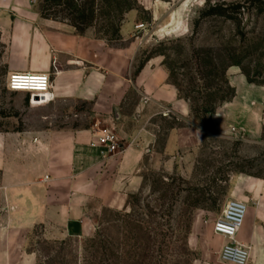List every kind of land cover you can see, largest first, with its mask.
Wrapping results in <instances>:
<instances>
[{
  "label": "rangeland",
  "instance_id": "obj_1",
  "mask_svg": "<svg viewBox=\"0 0 264 264\" xmlns=\"http://www.w3.org/2000/svg\"><path fill=\"white\" fill-rule=\"evenodd\" d=\"M223 1L249 8L236 20L214 16L196 25L207 4ZM254 1L153 0L148 10L140 0H95V26L87 32L111 48L136 50V66L146 56H160L181 99L200 108L191 113L197 140L186 151L167 155L166 133L177 121L155 117L158 136L139 172L140 184L120 209L98 203L76 233L44 224L13 230L0 197V264H225L220 257L225 239L214 233V220L227 200L244 196L240 176H264V127L257 138H248L214 120L233 94L231 77L264 89V12L250 6ZM34 2L39 11L40 0ZM133 13V36L123 41L121 28ZM112 24L121 39L103 35ZM10 73L7 41L0 35V132L91 127L87 103L79 106L85 113L75 116L47 105L49 97L40 101L38 94L10 91ZM203 107L213 112L205 114ZM60 110L65 117L53 120L51 114ZM250 227L246 217L237 239H247ZM254 253L251 264H264V248L263 261Z\"/></svg>",
  "mask_w": 264,
  "mask_h": 264
},
{
  "label": "crops",
  "instance_id": "obj_2",
  "mask_svg": "<svg viewBox=\"0 0 264 264\" xmlns=\"http://www.w3.org/2000/svg\"><path fill=\"white\" fill-rule=\"evenodd\" d=\"M140 2L148 10L154 7L153 0ZM133 19L134 13L121 28L123 41L133 36ZM0 35L7 41L11 72L51 75L47 105L81 116L85 112L79 106L87 103L93 120L85 128L0 132V197L5 200L3 217L13 230L44 224L76 233L98 203L122 208L127 193L140 184L139 172L156 142L153 120L165 111L177 121L167 130L165 153L173 156L196 142L199 130L190 105L169 83L160 56L151 57L134 75L136 50L111 48L92 33L81 35L69 23L44 18L33 0H0ZM230 83L235 96L214 120L257 138L264 127V89L241 77H231ZM64 117L62 110L51 114L53 120ZM102 122L121 138L120 151L109 152L99 142L94 126ZM238 183L246 191L241 200L251 225L248 238L239 240L252 244L251 252L255 249L261 262L264 177L242 175Z\"/></svg>",
  "mask_w": 264,
  "mask_h": 264
},
{
  "label": "built area",
  "instance_id": "obj_3",
  "mask_svg": "<svg viewBox=\"0 0 264 264\" xmlns=\"http://www.w3.org/2000/svg\"><path fill=\"white\" fill-rule=\"evenodd\" d=\"M35 1V0H33ZM143 24H137V30L143 29ZM53 80L47 73L11 72L7 81L10 91L28 92L33 96L39 94V100H48L45 94L50 93ZM44 94V98H42ZM165 115L169 111L164 112ZM100 132L99 142L105 145L109 152L120 150V139L113 128H101L98 123L94 126ZM248 213L247 204L240 199L231 198L226 201L222 212L213 223L214 233L225 239L221 249V260L225 264H251V245L237 239V234Z\"/></svg>",
  "mask_w": 264,
  "mask_h": 264
},
{
  "label": "trees",
  "instance_id": "obj_4",
  "mask_svg": "<svg viewBox=\"0 0 264 264\" xmlns=\"http://www.w3.org/2000/svg\"><path fill=\"white\" fill-rule=\"evenodd\" d=\"M247 5L242 2H220V3H209L200 12V16L196 21V25L202 19L208 17H224L231 20H236L237 17L244 13ZM256 8L259 12H264V0H256L250 5ZM39 13L44 18H50L61 22L69 23L74 26L77 32L81 35L87 33V31L95 26V0H40ZM106 29L103 35L107 37L109 41L121 39L119 35V27ZM99 38V36H96ZM103 38V37H100ZM152 57L146 56L144 59L139 61L137 64L134 75H137L144 66L145 62ZM164 66V64H163ZM166 69V68H165ZM177 88V87H176ZM178 93L179 89L177 88ZM180 96V95H179ZM235 96V88L233 87V94L224 103L229 102ZM191 113L199 112L200 108L197 106L192 107ZM203 113L213 112L207 107L202 108ZM259 177V176H256ZM264 177V176H262Z\"/></svg>",
  "mask_w": 264,
  "mask_h": 264
},
{
  "label": "bare ground",
  "instance_id": "obj_5",
  "mask_svg": "<svg viewBox=\"0 0 264 264\" xmlns=\"http://www.w3.org/2000/svg\"><path fill=\"white\" fill-rule=\"evenodd\" d=\"M251 247V246H250Z\"/></svg>",
  "mask_w": 264,
  "mask_h": 264
}]
</instances>
